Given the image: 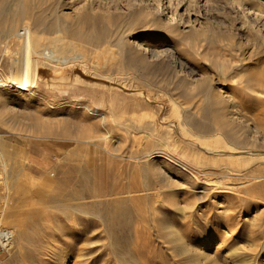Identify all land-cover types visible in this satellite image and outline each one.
Here are the masks:
<instances>
[{
  "label": "rangeland",
  "instance_id": "obj_1",
  "mask_svg": "<svg viewBox=\"0 0 264 264\" xmlns=\"http://www.w3.org/2000/svg\"><path fill=\"white\" fill-rule=\"evenodd\" d=\"M92 2L0 0L1 74L17 57L18 40L8 35L24 27L42 49L60 35L64 57L82 56L66 69L50 64L49 84L34 92L43 101L17 103L12 92L0 93V229L17 245L0 246V264H197L185 246L203 248L207 238L201 264H240L235 253L264 264V179L240 187L248 176L264 178V148L257 146L262 158L254 162L236 161L239 152H206L207 143L247 147V140L243 125L219 116L200 94L212 79L244 96L237 109L259 115L239 117L264 133V44L210 33L170 38L165 43L196 72L199 86L191 88L170 63L139 62L127 46L134 38L162 42L161 26L149 27L144 15L105 13L97 3L84 11ZM255 5L263 9L264 0ZM186 47L200 50L198 58L179 52ZM71 65L125 89L74 83ZM96 106L119 124H100L87 111Z\"/></svg>",
  "mask_w": 264,
  "mask_h": 264
},
{
  "label": "bare ground",
  "instance_id": "obj_2",
  "mask_svg": "<svg viewBox=\"0 0 264 264\" xmlns=\"http://www.w3.org/2000/svg\"><path fill=\"white\" fill-rule=\"evenodd\" d=\"M95 1L98 6H104V8L101 10L105 13L112 14L123 11L124 14L132 16L133 18L144 15L146 18H149L147 19V24L149 27L158 25L161 26L160 29H163L164 31V40L162 42L145 41L143 39L134 38V41H130L127 46L132 53H137L136 58L139 62L149 61L162 64L165 61L170 63L171 74L175 77H181V79L183 81L185 80L188 83V86L191 88H197L199 86V80L196 77V72L192 69V66H189V64L182 61V57L178 56L179 54H176L172 50L169 43H165L169 41L170 38L180 42H184L185 40L187 42H192L195 35L206 38L210 33L214 35L219 34L220 36L230 35L233 39V42H238V45H246L250 42V40H257L260 44H264V8L262 9L260 6L255 5V2H259L260 0ZM96 3H90L89 6L87 8H83V10H93V6H97ZM20 31L21 33L16 31L8 35L9 39L15 38L18 40V51L15 53L17 54V57L9 59L7 74L0 73V93L8 95L6 92H12V95L8 96H10L9 98L13 99L17 103L29 101L33 98L43 101L44 99L42 96L35 94L34 92L35 89L39 90L38 88H40L42 85L47 86L49 84L50 78L47 75V70L51 68L50 66L57 65L56 68H58L60 65V67L62 66L61 68L66 69L68 61L81 60L82 56L78 54H72L67 58L64 57L63 55L65 52V47L62 46V44H58L60 41H62L60 35L54 37L53 48L51 50H45L42 49L40 37L36 34H33L28 27H24ZM7 42L9 41L7 40ZM4 49L6 51L7 45H5ZM199 51L200 50L192 51L189 47L179 49L180 53L185 55L194 54L197 58L200 55ZM71 66L73 68L74 74V77L71 79V81L74 83L78 82L79 80L81 81L82 78H85L92 81H100L108 86H116L125 89L122 84L117 83L110 78L108 79L102 76H99L100 78L93 77L90 73H88L87 76H83L78 70H76L77 65ZM52 68L54 67L52 66ZM64 75L65 74H63V76ZM249 80L248 83L250 82ZM215 83L216 82H213L212 79L208 81V85L205 86L200 93L201 98L203 101L211 103L219 116H230V121L243 125L246 131L244 138L247 140L245 145L247 147H240L238 143L234 142H230V144H224L222 146H212L207 143L205 144L206 152H218L219 157H224L225 155L227 156L229 153L239 152V155H242V157L236 159V161L240 160L241 162H254L260 160L262 156L255 150H257L256 148L258 145H262L264 148V133H260L259 129L255 125L251 124L249 120H244L239 117L258 116L259 114L255 113V109H253L252 112H248L247 114L241 112L236 106L239 105L238 102H242L244 100V96H241V98L234 96L225 88L216 87ZM62 84L64 85V82H62ZM248 90L253 92L251 88H248ZM147 99L149 100L150 97L147 96ZM49 106L51 109H53L52 105ZM81 108L86 110L85 107ZM87 111L89 114H92V116H100L99 121L102 125L108 124L111 126L112 124H119L115 121L112 112L108 114L99 113L97 106L93 109H88ZM123 127L129 129V124L123 125ZM166 160L172 165H177V167L179 166V168L182 170H188L190 168L186 161L182 162L180 160H173L171 158H166ZM0 165L2 167L3 173H5L4 171L6 166L4 162H1ZM42 169H44V167ZM247 178V182H242L240 187H245V185H250V183L253 186H257L259 181L264 179L263 177L254 175L248 176ZM5 181L6 179H4V182ZM209 184V182L205 181L203 186L206 187L209 186ZM6 188L9 189V187ZM201 190H203V187ZM13 238L14 236L9 230L0 229V246L4 250L9 251L13 248V246L16 245ZM209 240L210 238H207L206 242L202 244L204 247L200 249H195L191 245L185 246V252H188L189 255L194 258L197 264H201L207 259L205 249L207 246H209ZM235 252L236 248L233 249L232 255ZM234 255L241 259L240 264H248L250 261L243 256L240 257L238 253H235ZM64 256L65 253L63 257ZM62 262L60 264H62ZM251 264H256V260L254 259L253 263Z\"/></svg>",
  "mask_w": 264,
  "mask_h": 264
}]
</instances>
